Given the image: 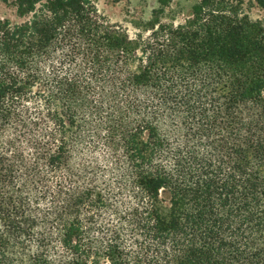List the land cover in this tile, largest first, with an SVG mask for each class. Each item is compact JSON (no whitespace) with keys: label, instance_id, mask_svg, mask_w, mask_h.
Listing matches in <instances>:
<instances>
[{"label":"trees","instance_id":"trees-1","mask_svg":"<svg viewBox=\"0 0 264 264\" xmlns=\"http://www.w3.org/2000/svg\"><path fill=\"white\" fill-rule=\"evenodd\" d=\"M157 3L133 33L91 0L0 18V264H264V25Z\"/></svg>","mask_w":264,"mask_h":264},{"label":"rangeland","instance_id":"rangeland-1","mask_svg":"<svg viewBox=\"0 0 264 264\" xmlns=\"http://www.w3.org/2000/svg\"><path fill=\"white\" fill-rule=\"evenodd\" d=\"M97 12L104 16L110 23L117 24L125 28L129 33L135 31L133 23L137 21H147L151 18V12L158 6L157 0H91ZM171 8V14L167 15L168 19H174L181 22L189 14V9L194 0H168ZM235 1V0H232ZM241 9L252 19L259 20L264 25V11L253 0H239ZM0 18L8 19L11 23H19L21 19L17 17L11 0L7 3H0ZM20 133V127L17 128ZM26 134L24 139H17L15 144L27 145L30 141V127L22 128ZM11 127L3 132V141H11ZM17 137L19 134H15ZM76 157V156H75ZM84 159V157H81ZM80 158L76 157V162Z\"/></svg>","mask_w":264,"mask_h":264}]
</instances>
